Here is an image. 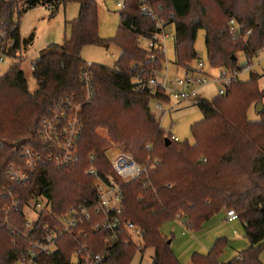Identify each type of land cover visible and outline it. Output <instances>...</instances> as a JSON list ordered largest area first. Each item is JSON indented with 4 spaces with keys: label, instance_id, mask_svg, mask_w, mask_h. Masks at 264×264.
<instances>
[{
    "label": "trees",
    "instance_id": "trees-1",
    "mask_svg": "<svg viewBox=\"0 0 264 264\" xmlns=\"http://www.w3.org/2000/svg\"><path fill=\"white\" fill-rule=\"evenodd\" d=\"M142 1L123 0L118 34L104 40L99 35L98 0H0V32H6L11 42L8 55L17 59L0 76L1 220L6 218L3 208L9 198L3 195L7 191L19 196L23 204L45 199L48 208L29 234L32 240H41L61 227L58 218L70 209L94 205L99 179L112 177L121 184V216L136 226L135 234L143 239V249L129 233L119 242L110 241L105 230L95 229V218L58 239V248L37 256V264H77L73 255L80 245L87 246L94 255L104 256V264H131L138 252L147 249L154 250L152 264H180L171 241L161 233L162 227L181 215L191 229L199 231L223 210L237 213L249 247L223 263L221 257L229 241L220 238L205 255L195 253L192 263L263 264L264 110L258 121L251 120L248 112L264 97L259 89L260 77L252 70L249 80H236L224 95L200 100L197 107L204 118L190 128L193 143L167 137L152 115L151 104L154 100L168 104L171 98L152 92L143 83L155 69H164L166 59L162 53L140 45L142 39H152L155 33V22L143 13ZM148 2L163 21L173 25L175 64L187 72L198 59L195 44L199 30L205 31L207 66L211 69L242 72L264 50V0ZM73 3L78 4L80 12L68 23L69 40L49 45L32 62L31 72L39 87L32 92L18 52L33 39H22L20 21L36 5L50 9L52 17L61 6ZM112 44L121 53L115 66L93 64L88 69L95 93L92 103L83 104L79 112L82 133L75 164L63 169L39 165L30 182L11 180L7 170L13 164L24 165L21 148L39 145L38 132L45 117L63 100L82 102L81 77L87 67L82 50L90 45L105 48ZM239 53L246 55V66L239 65ZM139 131L147 135L133 151L135 160L142 166L156 165L138 179L124 182L113 171L108 152L112 146L130 151L123 135ZM166 138L171 146L165 144ZM92 168L96 176L87 174ZM8 219L17 232L0 226V264H19L30 249L23 236L24 212H13Z\"/></svg>",
    "mask_w": 264,
    "mask_h": 264
},
{
    "label": "built area",
    "instance_id": "built-area-1",
    "mask_svg": "<svg viewBox=\"0 0 264 264\" xmlns=\"http://www.w3.org/2000/svg\"><path fill=\"white\" fill-rule=\"evenodd\" d=\"M43 6V5H42ZM41 5H36L33 9L41 8ZM142 11L155 22V33L152 39H142L146 44L141 47L148 51H157L164 56L165 41L168 32L171 30L172 24L163 21L158 13L150 6L148 0L142 1ZM45 7V6H43ZM118 8L123 9V1L117 4ZM48 9V8H47ZM50 10V9H49ZM174 16L171 15V18ZM249 35V32H247ZM11 42L7 40L6 32H0V64H6L8 61L13 62L14 59L8 55ZM20 60L25 56L23 51L18 52ZM93 64H87L85 71L82 73V102L66 99L61 101L56 109L48 114L42 121L39 134V145H27L21 148V158L24 165H12L7 170V175L11 180L20 183L30 182L31 175L39 165H53L58 169L68 168L75 164L78 156V139L81 135L82 123L79 112L83 104L92 103L95 93V87L92 83L90 71ZM182 69V68H181ZM185 75L179 77L176 74L174 79L171 78L170 67H165L163 70L155 69L151 77L143 81L152 92H161L164 96L174 99L178 102L198 97V91L201 87L207 85L208 79H212L214 83L220 85L218 94L224 95L231 87V84L239 80L241 74L251 72V66L246 67L242 72L229 71L225 68H219V74L211 77L207 66L199 60V63L189 72L184 68ZM144 72V70H143ZM156 111L165 113L163 103L157 102L155 105ZM173 139L179 141L177 138ZM149 150H151L149 148ZM113 171L122 181H134L140 177L142 173H146L151 169L149 165L142 166L134 159L133 155L127 152H115L110 159ZM156 164H153V169ZM152 166V165H151ZM90 176H96L95 169H90L87 172ZM97 201L91 206H79L78 209L72 208L62 217L58 218L60 228L49 231L41 240H32L29 236L33 231V224L39 218L40 214L48 208V203L45 199L39 198L32 200L30 203L23 204L19 196H14L11 191H7L3 196L9 198V203L3 208L6 215L4 221L0 217V226H7L10 230L16 231L8 219L9 215L17 212L20 209L24 212L26 232L23 234L30 249L19 262V264H37L36 257L40 254H50L57 247V240L65 234H70L72 230L77 228L84 221H93L96 218L95 229H103L109 234V240L113 242L121 241L124 234H131L133 239L136 231V226L129 220H123L121 208L122 189L121 184L114 178L109 177L107 181L99 179V187L97 192ZM177 218L183 219L181 215ZM31 219L32 222L29 220ZM238 220V215L234 211L227 212V221L235 222ZM190 225V224H189ZM48 230V227H46ZM77 264H104V256L94 255L87 246L80 245L79 249L73 255Z\"/></svg>",
    "mask_w": 264,
    "mask_h": 264
},
{
    "label": "rangeland",
    "instance_id": "rangeland-1",
    "mask_svg": "<svg viewBox=\"0 0 264 264\" xmlns=\"http://www.w3.org/2000/svg\"><path fill=\"white\" fill-rule=\"evenodd\" d=\"M11 1V0H5ZM123 0H98L99 8V35L102 39H111L118 34L120 27V12L121 8L117 7V4ZM80 8L78 4H69L61 6L58 13L51 17V11L46 7L37 9H29L27 14L23 16L20 21L21 36L28 38L29 35L34 33V44L28 49L26 54L28 57L22 59V70L26 74L28 81V87L32 92L38 90L37 83L32 75V62L36 60L46 46L50 44L64 43L69 40L71 34L70 22L74 18L78 17ZM168 36L165 41V59L167 67H170L171 78L174 79L177 76L183 77L185 70L177 69L176 52H175V38L173 26L168 32ZM198 38L195 44V51L197 52L198 59L192 62L191 66L196 67L199 60L203 61L207 66V51H206V35L204 30H199L197 34ZM142 47H145L144 42L141 43ZM82 58L87 64H95L101 66L114 67L116 61L121 55L119 47L116 45H110L109 47H101L97 45H90L82 50ZM239 65L246 66L247 58L243 53L237 55ZM12 62L8 61L6 64H0V76L6 73ZM165 67V64H164ZM211 77L219 74L218 69H211L207 66ZM251 68L259 78V89L263 92L264 96V50H261L251 61ZM250 78V72H246L240 75L239 81L246 82ZM208 84L201 87L198 91V97L185 100V102H178L172 99L168 104L164 103L163 107L165 113L156 111L155 105L157 101H153L151 104L152 115H154L160 123L161 130L164 131L168 137L173 136L180 142H194L191 126L201 122L204 118V114L200 112L197 107V103L200 100H213L218 91L220 85L214 83L212 79H208ZM261 105L264 107V97L261 101ZM258 105L252 106L249 112V118L254 121L261 119V115L257 111ZM147 133L145 131L139 132H125L123 139H125L126 145L131 149L119 148L112 146L109 149L108 156L109 162L115 152L130 153L133 155V151L138 149L139 144L144 140ZM135 159V157H134ZM147 164L150 163V157L147 159ZM153 162L149 166L153 169ZM152 165V166H151ZM155 166V165H154ZM227 211L223 210L212 219L206 221L201 230L196 231L191 229L189 223L185 222V219L176 218L173 222L165 224L162 229V235L171 241V248L173 253L178 258L180 264H193L192 257L195 253L205 255L220 238H227L229 241L228 247L224 250V254L221 257V262L227 263L230 260L236 258L241 251L249 247V241L245 236V229L241 221L236 220L231 224L225 221ZM62 217V216H61ZM60 218V217H59ZM31 222L32 220L29 219ZM134 239L138 243L141 250L144 243L141 236H134ZM155 257L153 249L144 250L143 253L138 252L131 264H152ZM261 261L264 264V253L261 256Z\"/></svg>",
    "mask_w": 264,
    "mask_h": 264
},
{
    "label": "crops",
    "instance_id": "crops-1",
    "mask_svg": "<svg viewBox=\"0 0 264 264\" xmlns=\"http://www.w3.org/2000/svg\"><path fill=\"white\" fill-rule=\"evenodd\" d=\"M75 19V18H74ZM73 21V20H72ZM72 21H70V22H72ZM70 22H67V24L68 23H70ZM21 34V33H20ZM22 37V36H21ZM30 37H32V43L31 44H29L28 46H27V48H25V49H23V55L25 56L24 58L26 59L28 56L26 55L27 53H28V49L30 48V46H32V44H34V38H35V35H34V33H32L31 35H29L28 36V38H30ZM28 38H24V37H22V39H24V40H28ZM51 45V44H50ZM49 46V45H48ZM48 46H46V47H48ZM45 47V48H46ZM40 53V52H39ZM177 69H181V68H177ZM253 70V69H252ZM178 72H176V74H177ZM258 113L261 115V113H263V112H260V111H258ZM225 221H227V214H226V217H225ZM236 221V220H235ZM228 223H231V224H233V223H235V222H229V221H227Z\"/></svg>",
    "mask_w": 264,
    "mask_h": 264
},
{
    "label": "water",
    "instance_id": "water-1",
    "mask_svg": "<svg viewBox=\"0 0 264 264\" xmlns=\"http://www.w3.org/2000/svg\"><path fill=\"white\" fill-rule=\"evenodd\" d=\"M263 110H264L263 105H261V103L258 104V109H257V111L263 112ZM170 143H171V140H169V139L166 138V139H165V144H166L167 146H171Z\"/></svg>",
    "mask_w": 264,
    "mask_h": 264
}]
</instances>
